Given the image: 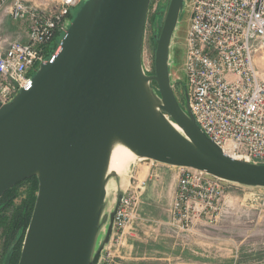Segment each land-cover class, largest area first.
Here are the masks:
<instances>
[{
  "label": "water",
  "instance_id": "1",
  "mask_svg": "<svg viewBox=\"0 0 264 264\" xmlns=\"http://www.w3.org/2000/svg\"><path fill=\"white\" fill-rule=\"evenodd\" d=\"M150 1L84 0L30 86L0 104V197L27 178L38 180L17 264L98 262L123 195L117 190L106 210L117 143L140 160L264 188V164L227 155L200 129L185 80V107L177 98L170 52L185 0H169L155 36L154 71H145Z\"/></svg>",
  "mask_w": 264,
  "mask_h": 264
},
{
  "label": "built area",
  "instance_id": "2",
  "mask_svg": "<svg viewBox=\"0 0 264 264\" xmlns=\"http://www.w3.org/2000/svg\"><path fill=\"white\" fill-rule=\"evenodd\" d=\"M83 1L0 0V16L27 22L24 39L0 40L1 105L30 86L32 71L59 48L48 55L44 46L58 33L64 35L71 7ZM185 9L183 73L192 115L224 153L264 164V68L257 63L264 49V0H185ZM174 167L178 176L171 223L188 231L213 217L224 202L225 184L231 182L202 170ZM145 186L135 179L123 190L111 238L96 264H126L127 232L141 219Z\"/></svg>",
  "mask_w": 264,
  "mask_h": 264
},
{
  "label": "rangeland",
  "instance_id": "3",
  "mask_svg": "<svg viewBox=\"0 0 264 264\" xmlns=\"http://www.w3.org/2000/svg\"><path fill=\"white\" fill-rule=\"evenodd\" d=\"M168 3L169 0L150 1L142 46L143 67L150 73L154 71L155 36L162 25ZM81 4L82 2L71 7V21ZM187 26V11L184 9L179 15L170 52L171 78L176 82L175 92L183 107H185L183 42ZM26 28V20L15 21L5 13L3 17L0 16V40L4 38L24 39ZM62 37L63 34L58 33L44 46L48 55L56 49ZM262 54V58H257L258 66L261 69L264 68V49ZM35 72L32 71L31 75H34ZM164 165L152 160L145 161L137 158L129 167L122 182L118 177H111L107 183L106 210L114 202L117 190L128 188L133 180L137 179L147 183L146 179L150 181L151 178L157 177L158 173H162L163 176L157 186L150 182L147 190V186H145L139 205L141 219L133 226V229H129V231L127 229L128 244L130 247L132 245L131 248L128 247L127 251H130L129 256L133 254H131L134 249L133 241L152 243L163 248L166 254L158 255L166 257V259L153 258L142 261L128 259L126 264H264L263 187L226 183L224 202L214 211L213 217L195 223L188 231H181L172 225L170 214V206L176 192L178 169L174 166H168V168L167 165ZM37 191L38 181L36 183L33 179H25L16 184L5 197H0V264L10 248L14 251L11 264L18 263L29 223L28 221L26 225L25 217L19 222V216L27 217L30 214L31 217L33 208L32 210L28 209L29 212H27L26 203L30 199H33L35 203ZM10 197L13 198L11 204L7 201ZM143 197H157L160 199L156 203L158 206L146 204L144 206ZM168 197L169 201H166ZM214 217L216 218L214 219ZM179 251L181 252L180 258H175ZM156 256L151 255V257Z\"/></svg>",
  "mask_w": 264,
  "mask_h": 264
},
{
  "label": "crops",
  "instance_id": "4",
  "mask_svg": "<svg viewBox=\"0 0 264 264\" xmlns=\"http://www.w3.org/2000/svg\"><path fill=\"white\" fill-rule=\"evenodd\" d=\"M166 166V165H164ZM168 167V165H167ZM169 167H172V166H169ZM168 167V168H169ZM170 170H172L170 168ZM176 170V169H175ZM163 178L162 176V173H158V176L157 177H154V178H151L150 181L147 180V183H146V190L149 186V182L150 184L154 185V186H157V184L161 182V179ZM152 180V181H151ZM160 201V199H157V197H143V205L145 206L146 205H149V206H158L156 203H158ZM164 201V199H163ZM166 201H169V197ZM161 202H162V199H161ZM109 208H112V205L109 206ZM134 244V249H133V252H131V256H128V259H131V260H149V259H166V257H163V256H160L158 254H166L165 251L163 250V248L159 245H154L152 243H145V242H142V243H139L137 241H133L132 242ZM131 243V244H132ZM152 245V246H151ZM173 250V249H171ZM127 255V251L125 252ZM151 255H158L156 257H151ZM180 255H181V252H177L176 255H175V258H180ZM168 259V258H167Z\"/></svg>",
  "mask_w": 264,
  "mask_h": 264
},
{
  "label": "bare ground",
  "instance_id": "5",
  "mask_svg": "<svg viewBox=\"0 0 264 264\" xmlns=\"http://www.w3.org/2000/svg\"><path fill=\"white\" fill-rule=\"evenodd\" d=\"M175 128L178 129L176 125ZM137 158L128 148L117 143L112 147L108 170L109 172L115 173L122 182L125 179L129 167Z\"/></svg>",
  "mask_w": 264,
  "mask_h": 264
},
{
  "label": "trees",
  "instance_id": "6",
  "mask_svg": "<svg viewBox=\"0 0 264 264\" xmlns=\"http://www.w3.org/2000/svg\"><path fill=\"white\" fill-rule=\"evenodd\" d=\"M29 179H33V180H35V182L37 183V178L36 177H31V178H27L26 180H29ZM15 187V185L13 186V187H11L10 189H8L2 196H1V198L2 197H5L9 192H11L12 190H13V188ZM12 197H10V198H8V203H12ZM33 204H34V201H33V199L31 200L30 199V201H28V203H26V205H27V207H26V211L27 212H29L28 211V209H31L32 210V208H33ZM30 210V211H31ZM20 217V219H19V222L21 221V220H23V217H25V221H27L26 222V225H27V223H28V221H29V218H30V214L26 217V216H19ZM25 225V224H24ZM14 229H15V227H14Z\"/></svg>",
  "mask_w": 264,
  "mask_h": 264
},
{
  "label": "flooded vegetation",
  "instance_id": "7",
  "mask_svg": "<svg viewBox=\"0 0 264 264\" xmlns=\"http://www.w3.org/2000/svg\"><path fill=\"white\" fill-rule=\"evenodd\" d=\"M13 255H14V251L12 250V253H11V259H10V263H9V264H11L12 261H13Z\"/></svg>",
  "mask_w": 264,
  "mask_h": 264
}]
</instances>
